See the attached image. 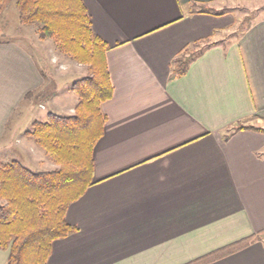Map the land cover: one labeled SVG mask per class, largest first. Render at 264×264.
<instances>
[{
	"label": "crops",
	"instance_id": "crops-1",
	"mask_svg": "<svg viewBox=\"0 0 264 264\" xmlns=\"http://www.w3.org/2000/svg\"><path fill=\"white\" fill-rule=\"evenodd\" d=\"M229 1L81 0L109 47L112 97L94 183L66 212L78 230L52 244L48 264H188L256 235L211 264H264V19L237 41L206 44L182 76L172 65L229 24L193 5ZM44 56L0 39V155L17 147L38 161L24 133L73 113V82L49 76Z\"/></svg>",
	"mask_w": 264,
	"mask_h": 264
},
{
	"label": "trees",
	"instance_id": "trees-1",
	"mask_svg": "<svg viewBox=\"0 0 264 264\" xmlns=\"http://www.w3.org/2000/svg\"><path fill=\"white\" fill-rule=\"evenodd\" d=\"M9 1L0 0V16ZM14 7L21 26L34 27L40 41H51L59 54L87 72L70 88L77 99L72 115L49 113L24 133L54 168L34 172L15 160L0 161V251L7 252L5 264H48L52 244L78 230L66 222L69 206L94 183L93 151L106 122L101 106L112 97L109 47L92 30L81 0H14ZM192 13L212 11L193 5ZM209 40L182 50L172 63L175 76L186 72ZM257 241L252 236L188 264H211Z\"/></svg>",
	"mask_w": 264,
	"mask_h": 264
},
{
	"label": "rangeland",
	"instance_id": "rangeland-1",
	"mask_svg": "<svg viewBox=\"0 0 264 264\" xmlns=\"http://www.w3.org/2000/svg\"><path fill=\"white\" fill-rule=\"evenodd\" d=\"M209 9L216 16L227 15L229 17V24L227 27L215 32L214 36H212L209 40L208 45L210 46L213 44H228L230 42L237 41L251 25L261 19H264V0H237L234 2H222L220 4L213 5V7L210 6ZM16 28L21 31H25V39L22 40L21 37L19 39L18 36H15L18 34L20 35L19 32H21ZM0 32V39H7L12 35L13 38H16L21 43L25 44L32 54L40 57L46 55L47 60L50 59V67L48 69L49 76H52L60 85L67 81L69 83H74L87 75L85 66L77 65L68 58L59 54L55 50L54 46H51V41H47L48 47H45L46 44L41 43L45 41H40L37 35H35L34 27L21 26L19 24L17 12L14 7V0H10L6 4L4 12L0 16ZM60 65L64 66L59 69ZM60 85L58 91L60 90ZM49 87L51 88V86ZM48 94L49 92L47 95ZM12 146L14 145L12 144ZM15 150L18 152L20 151L17 147ZM36 150L40 156L37 158L38 161H35V158H33V162H31L26 158V156L21 154L17 155L11 151V149L5 154L0 155V161L10 162L12 160H17L24 167L34 172L53 169L54 166L51 162H49V160H47V158H45L42 150L37 147ZM5 257L7 258V252L0 251V264H5Z\"/></svg>",
	"mask_w": 264,
	"mask_h": 264
}]
</instances>
